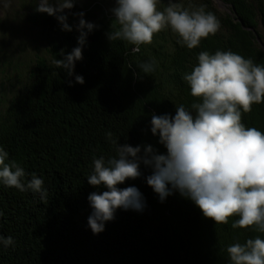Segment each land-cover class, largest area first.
Segmentation results:
<instances>
[{"label": "trees", "instance_id": "16d2710c", "mask_svg": "<svg viewBox=\"0 0 264 264\" xmlns=\"http://www.w3.org/2000/svg\"><path fill=\"white\" fill-rule=\"evenodd\" d=\"M221 1L234 14L223 20L225 32L202 39L191 50L176 35L170 49L153 51L155 71L148 75L139 70L141 50L133 51L126 40L108 41L106 33L114 23L109 16L92 32L83 30L87 35L82 46L81 33L69 32L65 44L50 47L51 60L82 47L72 75L43 58L36 60L31 83L0 114V146L25 169V182L32 174L44 181L47 195L42 199L40 193L0 184V234L14 240L0 247V264H230L229 245L256 236L264 239L254 228H233L236 216L227 224H215L178 191L161 201L146 181L152 169L143 164L139 178L118 187L138 188L144 209H117L99 234L87 223L92 213L89 194L107 190L88 183L93 159L115 157L117 144L112 141L151 145L156 153L166 154L159 136L151 132L152 115L174 116L176 106L192 110L199 102L183 76L196 66L201 51L231 50L264 65V50L254 34L258 16L264 28L263 2ZM35 16L42 26L57 27L53 16ZM77 75L83 84L76 82ZM242 122L264 132V102L242 111Z\"/></svg>", "mask_w": 264, "mask_h": 264}, {"label": "clouds", "instance_id": "9594fccd", "mask_svg": "<svg viewBox=\"0 0 264 264\" xmlns=\"http://www.w3.org/2000/svg\"><path fill=\"white\" fill-rule=\"evenodd\" d=\"M77 2L39 0L36 10L56 16L63 30L72 31L67 16L57 14L72 9ZM159 3L160 0H115L116 6L111 9L114 23L106 33L108 41L126 40L135 46L133 51L139 52L141 45L151 44L156 34L170 29L178 36L177 42L191 50L220 30L219 19L206 11L205 5L185 7L182 0H168L161 10ZM78 15V44L82 46L87 35L83 30L92 32L97 26L83 19V12ZM81 59L82 47H76L62 59H53L52 64L72 75L75 62ZM197 60L183 79L199 102L191 105L192 110L180 105L174 116L153 114L151 118V132L159 136L166 154L156 153L151 145L134 147L112 141L117 144L115 157L107 161L104 157L93 159L88 183L107 189L88 196L92 213L87 223L93 234L105 230V222L114 219L117 209H144L138 188L118 187L139 178L141 164L151 167L146 181L161 201L175 190L193 201L215 224H227L236 216L233 228H254L264 233V132L242 122V111L250 112L253 104L264 102V65L231 50H217L214 54L201 51ZM139 70L144 75L154 72L155 61L141 63ZM75 80L84 83L82 76L77 75ZM106 136L111 139L112 133ZM25 177V169L10 160L9 153L0 146V184L21 192L31 190L45 198L44 181L35 174L27 182ZM13 243L11 236L0 234V247ZM226 252L230 264H264V239L256 236L243 244H231Z\"/></svg>", "mask_w": 264, "mask_h": 264}, {"label": "rangeland", "instance_id": "374dc122", "mask_svg": "<svg viewBox=\"0 0 264 264\" xmlns=\"http://www.w3.org/2000/svg\"><path fill=\"white\" fill-rule=\"evenodd\" d=\"M257 5V0H246ZM264 5V0H261ZM185 7L189 5L206 6V11H211L219 19L221 27L218 33H224L223 20L234 18L231 6L221 0H182ZM168 0H160L158 7L162 10ZM39 0H0V114L4 113L16 101L19 93L31 83V76L35 62L38 58L45 59L52 64L49 49L54 44H65L68 33L80 32L79 13L83 12L88 22L97 24L102 17H114L111 9L116 6L115 0H79L72 9H65L67 23L72 31H65L56 16L55 29L42 26L35 18ZM258 27L255 30L257 45L264 50V28L258 16ZM176 34L170 29H165L154 36L151 44L141 45V63L152 61L153 51L160 52L170 49ZM128 44L133 47L134 45ZM151 74V73H150Z\"/></svg>", "mask_w": 264, "mask_h": 264}]
</instances>
